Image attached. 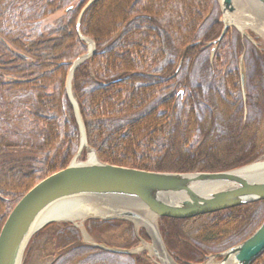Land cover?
<instances>
[{"label": "trees", "instance_id": "trees-1", "mask_svg": "<svg viewBox=\"0 0 264 264\" xmlns=\"http://www.w3.org/2000/svg\"><path fill=\"white\" fill-rule=\"evenodd\" d=\"M90 1L0 0V232L20 200L79 151L66 83L73 63L89 50L76 24ZM59 12L66 19L54 35L31 27ZM220 14L217 0H95L84 11L81 33L95 42L96 53L76 69L74 97L101 162L186 174L261 160L264 49L230 30L212 59L211 43L223 29ZM263 221L260 201L191 219L163 218L160 229L177 263L202 264L245 241ZM86 229L111 247L139 244L127 221L89 220ZM48 247L56 252L52 264L135 262L86 245L71 224L56 229ZM252 264H264V253Z\"/></svg>", "mask_w": 264, "mask_h": 264}, {"label": "water", "instance_id": "water-1", "mask_svg": "<svg viewBox=\"0 0 264 264\" xmlns=\"http://www.w3.org/2000/svg\"><path fill=\"white\" fill-rule=\"evenodd\" d=\"M94 1L89 2L76 24L79 37L88 44L92 43L94 50H89L85 56L73 63L66 85L67 96L75 110L80 128L79 151L67 168L54 173L32 188L13 209L0 233V264H23L33 237L52 223L45 222L47 212L65 201L93 203V206L106 216L91 217L92 219L129 221L135 225L138 236L140 229H144L151 242L140 239L141 244L154 249L160 264H167L169 258L177 264L163 240L158 224L160 219H191L264 201V161L220 173L177 174L137 170L104 163L98 159L96 151L88 145L78 103L69 89L70 75L96 53L95 42L81 33L84 11ZM253 1L264 9V0ZM217 2L222 15L223 30L219 38L212 42V58L216 46L231 27L256 45L250 33L242 31L236 24L238 9L234 0ZM181 65L175 74L180 71ZM239 68L243 96L246 99L247 76L243 56L240 58ZM84 150L87 154L93 151L96 161H78ZM150 216L156 219L157 224L150 220ZM74 225L81 228L84 242L92 247L120 255H131L138 251L90 242L86 240L90 236L84 221ZM263 253L264 221L248 239L225 252L209 256L203 264H252Z\"/></svg>", "mask_w": 264, "mask_h": 264}, {"label": "rangeland", "instance_id": "rangeland-1", "mask_svg": "<svg viewBox=\"0 0 264 264\" xmlns=\"http://www.w3.org/2000/svg\"><path fill=\"white\" fill-rule=\"evenodd\" d=\"M220 13H221V11H220ZM219 18H220V20L222 19L221 14H220ZM65 19H66V14L64 12H59V13H56L52 16H49V17L41 19V20H33L31 23V27L37 28V30L39 31L40 34H43L45 36H50V35L55 34V32L57 31V28L59 27L60 24L63 23V21ZM251 26L252 25H250V27L247 28L246 31L251 33L252 35H255V37H252V38L257 42V44H258L257 46L260 49H264V38L261 35H259L257 33V31L255 29H253ZM230 30H235L238 32V30L235 29L234 27H231ZM238 33L242 36V34L240 32H238ZM68 77H69V75H68ZM73 84H74V79H73ZM73 84H72V92L74 94V85ZM66 85H67V83H66ZM66 91H67V88H66ZM74 99L76 100L75 97H74ZM74 112H75V110H74ZM75 116H76V113H75ZM82 120H83V118H82ZM83 123H84V121H83ZM78 126H79V124H78ZM84 126H85V124H84ZM88 158H89V156L86 154V159H88ZM262 161H264V156H262L260 162H262ZM90 219L91 218H86L84 223H86ZM69 223L70 222H62V221L61 222L60 221L54 222L52 224H55V226L47 229L46 232H44V234L40 238H38V239L34 238V240L30 244L28 252L26 253V255L24 257L23 264H52L56 260V256H55L56 252L52 253V254L49 253V251L51 249L48 246H49V242L51 240V236L56 229L61 228L63 225L69 224ZM77 223H80V222L78 221ZM86 240H89L90 242L96 241L95 238H93L92 236H90V238H88ZM144 240H146V242H151V239L149 237L145 238ZM82 242L85 243L83 238H82ZM134 249L138 250L137 253H134L131 255L132 257L135 258L134 264H137L136 258L143 259L148 264H158V263L160 264V261L155 256V254L151 251V248L147 245H144V243L141 244V242L139 241V244ZM123 256H126V255H123ZM116 264H131V262L129 261V258L122 257V260L120 259V261Z\"/></svg>", "mask_w": 264, "mask_h": 264}, {"label": "bare ground", "instance_id": "bare-ground-1", "mask_svg": "<svg viewBox=\"0 0 264 264\" xmlns=\"http://www.w3.org/2000/svg\"><path fill=\"white\" fill-rule=\"evenodd\" d=\"M234 3L238 9V16L236 18V24L242 31H246L251 27L257 31L259 35L264 38V9L253 0H234ZM94 50L92 43H90V51ZM74 79V73L69 78V89L72 92V84ZM83 144H85V138H83ZM89 160L96 161V155L93 151L88 153ZM106 216V214L98 211L93 203H82L77 201H65L50 209L46 216L45 222L53 221H73L82 222L86 218ZM150 220L157 224L154 217H149ZM156 248H158L156 246ZM154 253V249L151 248ZM167 264H174L169 258ZM208 264H217L216 262H210Z\"/></svg>", "mask_w": 264, "mask_h": 264}]
</instances>
